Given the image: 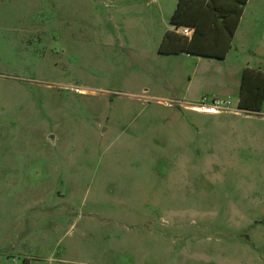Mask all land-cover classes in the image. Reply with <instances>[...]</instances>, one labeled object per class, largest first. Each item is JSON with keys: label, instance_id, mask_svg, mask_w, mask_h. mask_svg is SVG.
<instances>
[{"label": "rangeland", "instance_id": "1", "mask_svg": "<svg viewBox=\"0 0 264 264\" xmlns=\"http://www.w3.org/2000/svg\"><path fill=\"white\" fill-rule=\"evenodd\" d=\"M176 3L0 0V264H264V154L185 107L264 70V0L221 60L158 53Z\"/></svg>", "mask_w": 264, "mask_h": 264}, {"label": "trees", "instance_id": "2", "mask_svg": "<svg viewBox=\"0 0 264 264\" xmlns=\"http://www.w3.org/2000/svg\"><path fill=\"white\" fill-rule=\"evenodd\" d=\"M247 0H177L170 16L173 27H194L190 38L173 29L166 30L158 53H186L204 58L224 59L231 47ZM264 101V70L246 66L241 70L237 108L245 112L261 110Z\"/></svg>", "mask_w": 264, "mask_h": 264}, {"label": "crops", "instance_id": "3", "mask_svg": "<svg viewBox=\"0 0 264 264\" xmlns=\"http://www.w3.org/2000/svg\"><path fill=\"white\" fill-rule=\"evenodd\" d=\"M240 21H241V18H240ZM240 21L235 30L233 39L237 35ZM242 69L243 67L241 68V70ZM207 97L209 98V96ZM196 101L189 100V102L185 104V107L191 111L200 112V113L213 116V122L215 123V125L227 131V134L225 137L226 142H227L226 155L230 157L231 162L243 161V159L238 158L240 157V149L243 147L247 148L248 145L253 146L255 150L257 149L260 155L264 154V125H263L264 115H260L259 113H256V112H245L243 110L238 109L237 108L238 97H237V101L234 107L229 106L228 109L219 110L216 112H206V111H201V110H194L191 107V105L196 104ZM252 235L254 236V239H255L254 231ZM252 235L250 234L251 239L253 237ZM258 235L260 236L259 239L263 240L264 232L259 233ZM255 254L256 253L254 254L251 253L247 257L249 261L245 264H254L253 262L255 260L257 259L259 260V258ZM230 264H242V263L232 262Z\"/></svg>", "mask_w": 264, "mask_h": 264}, {"label": "built area", "instance_id": "4", "mask_svg": "<svg viewBox=\"0 0 264 264\" xmlns=\"http://www.w3.org/2000/svg\"><path fill=\"white\" fill-rule=\"evenodd\" d=\"M173 30L186 36L187 38H190L194 32V27L188 25H181L178 27H173ZM230 104L231 100L228 98H221L218 96H212L208 98L207 96L203 95L199 103L193 104L191 105V107L194 110H196L195 107L198 106V110L206 112H216L219 110L228 109Z\"/></svg>", "mask_w": 264, "mask_h": 264}, {"label": "bare ground", "instance_id": "5", "mask_svg": "<svg viewBox=\"0 0 264 264\" xmlns=\"http://www.w3.org/2000/svg\"><path fill=\"white\" fill-rule=\"evenodd\" d=\"M197 108H198V106L195 107L196 110H198Z\"/></svg>", "mask_w": 264, "mask_h": 264}]
</instances>
